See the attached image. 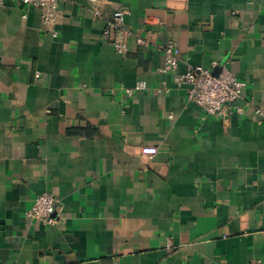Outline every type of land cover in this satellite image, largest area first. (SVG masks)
Here are the masks:
<instances>
[{
    "label": "crops",
    "instance_id": "crops-1",
    "mask_svg": "<svg viewBox=\"0 0 264 264\" xmlns=\"http://www.w3.org/2000/svg\"><path fill=\"white\" fill-rule=\"evenodd\" d=\"M59 8L47 30L0 7V264L264 262V0H105L133 32L122 52L88 0ZM168 42L177 73L244 81L243 113L188 101L160 72ZM45 191L53 224L27 215Z\"/></svg>",
    "mask_w": 264,
    "mask_h": 264
},
{
    "label": "built area",
    "instance_id": "built-area-1",
    "mask_svg": "<svg viewBox=\"0 0 264 264\" xmlns=\"http://www.w3.org/2000/svg\"><path fill=\"white\" fill-rule=\"evenodd\" d=\"M22 3L35 6L40 10V19L47 30H52L62 16L59 3L64 0H20ZM91 4L90 11L104 24L101 36L117 51L122 52L127 48V40L133 33L125 24L126 11L117 8L111 15L104 14L102 5L105 0H88ZM3 0H0V7ZM164 63L160 72H170L174 84L177 87L185 86L188 101L201 107L206 114L218 117H226L229 114L243 113L244 107L238 101L242 98L246 83L237 79L226 67H222L218 73L212 72L217 63L212 62L211 67H189L184 73H177L179 55L172 42L162 47ZM36 76L39 73L36 72ZM139 82L136 88L142 87ZM130 94L131 92L128 91ZM258 116H264V109L255 108ZM158 151L156 146L144 145L140 147V153L152 157ZM60 199L51 192H42L34 200L27 215L45 224H53L57 220V212L60 211ZM250 264H264L261 261H253Z\"/></svg>",
    "mask_w": 264,
    "mask_h": 264
}]
</instances>
